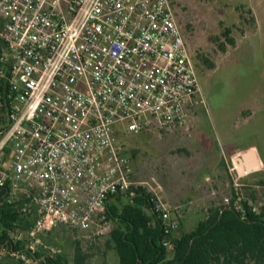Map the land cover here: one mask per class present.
Returning <instances> with one entry per match:
<instances>
[{
  "label": "built area",
  "instance_id": "1",
  "mask_svg": "<svg viewBox=\"0 0 264 264\" xmlns=\"http://www.w3.org/2000/svg\"><path fill=\"white\" fill-rule=\"evenodd\" d=\"M0 43V207L36 216L14 236L29 254L56 229L107 224V206L140 186L122 133L181 127L205 106L172 0H0ZM154 197L174 236V209Z\"/></svg>",
  "mask_w": 264,
  "mask_h": 264
},
{
  "label": "rangeland",
  "instance_id": "2",
  "mask_svg": "<svg viewBox=\"0 0 264 264\" xmlns=\"http://www.w3.org/2000/svg\"><path fill=\"white\" fill-rule=\"evenodd\" d=\"M195 62L205 106L181 127L124 134L133 180L146 186L190 233L212 207L237 191L264 206V169L238 179L234 159L255 149L264 168V0H172ZM231 30L229 38L223 36ZM235 183L238 184L236 186ZM126 201V199L124 200ZM127 203V202H126ZM125 203V204H126ZM124 205V204H120ZM117 223L88 232L56 229L43 247L72 263L75 242L90 254L87 264H118L106 248ZM173 255L168 250V257Z\"/></svg>",
  "mask_w": 264,
  "mask_h": 264
},
{
  "label": "trees",
  "instance_id": "3",
  "mask_svg": "<svg viewBox=\"0 0 264 264\" xmlns=\"http://www.w3.org/2000/svg\"><path fill=\"white\" fill-rule=\"evenodd\" d=\"M230 32L227 29L223 36L233 45ZM259 185L264 187V180H260ZM5 194L6 190L0 188V199ZM154 199L146 186H138L133 188L130 196L117 198L107 206L106 218L116 222L117 228L110 233L106 248L115 251L118 264H264V207L257 212L252 210L257 202L254 195L242 200L245 210L242 213L233 206L236 199L233 190L229 204L210 208L194 231L184 233L179 229L174 236L165 234L162 220L154 210ZM19 208L17 204L0 207V248L24 253L34 264L88 263L90 254L84 251L80 242H75L72 263L64 254L52 253L42 247L29 254L25 241L14 236L32 228L36 216L26 217ZM179 227H182L180 222ZM44 239L48 240V236ZM164 242L169 245L164 246ZM169 248L173 251L171 257H168ZM0 264L25 263L7 255L0 259Z\"/></svg>",
  "mask_w": 264,
  "mask_h": 264
},
{
  "label": "water",
  "instance_id": "4",
  "mask_svg": "<svg viewBox=\"0 0 264 264\" xmlns=\"http://www.w3.org/2000/svg\"><path fill=\"white\" fill-rule=\"evenodd\" d=\"M235 169L239 177L263 170V166L255 149H248L234 159Z\"/></svg>",
  "mask_w": 264,
  "mask_h": 264
},
{
  "label": "flooded vegetation",
  "instance_id": "5",
  "mask_svg": "<svg viewBox=\"0 0 264 264\" xmlns=\"http://www.w3.org/2000/svg\"><path fill=\"white\" fill-rule=\"evenodd\" d=\"M235 171H236V169H235ZM256 173H259V171H258V172H254V173H252V174H256ZM236 174H237V171H236ZM252 174H249V175H252ZM249 175H246V176H249ZM237 176H238L239 179L243 178V177H239L238 174H237ZM246 176H244V177H246Z\"/></svg>",
  "mask_w": 264,
  "mask_h": 264
},
{
  "label": "crops",
  "instance_id": "6",
  "mask_svg": "<svg viewBox=\"0 0 264 264\" xmlns=\"http://www.w3.org/2000/svg\"><path fill=\"white\" fill-rule=\"evenodd\" d=\"M182 230V229H181Z\"/></svg>",
  "mask_w": 264,
  "mask_h": 264
}]
</instances>
